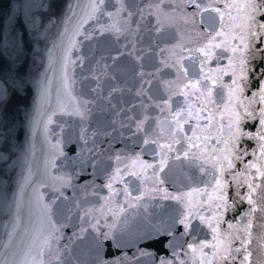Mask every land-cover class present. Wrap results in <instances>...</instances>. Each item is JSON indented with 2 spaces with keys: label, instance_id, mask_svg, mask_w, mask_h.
Wrapping results in <instances>:
<instances>
[{
  "label": "snow or ice",
  "instance_id": "obj_1",
  "mask_svg": "<svg viewBox=\"0 0 264 264\" xmlns=\"http://www.w3.org/2000/svg\"><path fill=\"white\" fill-rule=\"evenodd\" d=\"M0 264H264V0H0Z\"/></svg>",
  "mask_w": 264,
  "mask_h": 264
},
{
  "label": "water",
  "instance_id": "obj_2",
  "mask_svg": "<svg viewBox=\"0 0 264 264\" xmlns=\"http://www.w3.org/2000/svg\"><path fill=\"white\" fill-rule=\"evenodd\" d=\"M5 2H6V0H5Z\"/></svg>",
  "mask_w": 264,
  "mask_h": 264
}]
</instances>
